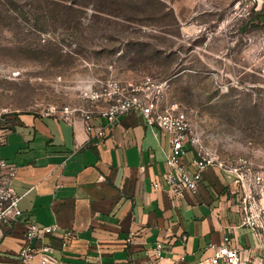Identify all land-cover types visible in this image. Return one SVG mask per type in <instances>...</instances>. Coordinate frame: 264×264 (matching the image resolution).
I'll return each mask as SVG.
<instances>
[{
  "label": "rangeland",
  "instance_id": "obj_1",
  "mask_svg": "<svg viewBox=\"0 0 264 264\" xmlns=\"http://www.w3.org/2000/svg\"><path fill=\"white\" fill-rule=\"evenodd\" d=\"M234 1L0 0V129L151 76L203 143L264 164V17Z\"/></svg>",
  "mask_w": 264,
  "mask_h": 264
},
{
  "label": "crops",
  "instance_id": "obj_2",
  "mask_svg": "<svg viewBox=\"0 0 264 264\" xmlns=\"http://www.w3.org/2000/svg\"><path fill=\"white\" fill-rule=\"evenodd\" d=\"M1 130L0 155L20 166L13 185L24 213L0 244V264H22L15 258L28 219L55 224L58 232L73 229L66 246L51 239L63 264H148L157 241L163 264H207L209 243L220 242L238 220L219 169L205 170L197 191L183 197L152 186L166 169L169 134L137 111L122 115L103 137L89 135L80 114L70 121L23 112ZM237 234L240 244L255 243L249 228Z\"/></svg>",
  "mask_w": 264,
  "mask_h": 264
},
{
  "label": "built area",
  "instance_id": "obj_3",
  "mask_svg": "<svg viewBox=\"0 0 264 264\" xmlns=\"http://www.w3.org/2000/svg\"><path fill=\"white\" fill-rule=\"evenodd\" d=\"M252 9L264 11V0H235L228 14L237 16ZM241 15V14H240ZM167 80L158 82L151 76L140 83L123 82L109 78L85 96L92 100L89 108L66 105L61 110L50 107L44 115L57 114L72 121L77 114L85 120L89 135L103 137L116 125L122 115L137 111L141 120L151 127H158L169 134V149L166 154V169L152 180L156 189H166L173 197H183L187 192H196L208 168L221 170L228 177V190L233 197L238 220L228 224L220 242H210L213 253L207 264H264V164H258L248 155H224L203 143L200 134L192 125L184 110L163 106L162 95ZM94 116L105 118L101 125L91 122ZM0 131V145L6 136ZM193 151L192 157L188 153ZM20 166L0 155V244L11 232L24 213L19 206L20 196L15 191L13 180ZM249 228L255 243H239L237 230ZM55 224H40L28 219L25 223L24 242L16 255L22 264H63L51 243L60 237L66 246L73 236V229L57 231ZM164 245L157 241L152 248L148 264H163Z\"/></svg>",
  "mask_w": 264,
  "mask_h": 264
},
{
  "label": "trees",
  "instance_id": "obj_4",
  "mask_svg": "<svg viewBox=\"0 0 264 264\" xmlns=\"http://www.w3.org/2000/svg\"><path fill=\"white\" fill-rule=\"evenodd\" d=\"M101 10V9H100ZM103 10V9H102ZM103 11H105V10H103ZM258 12H259V16H263L264 17V12L262 11V10H258Z\"/></svg>",
  "mask_w": 264,
  "mask_h": 264
}]
</instances>
